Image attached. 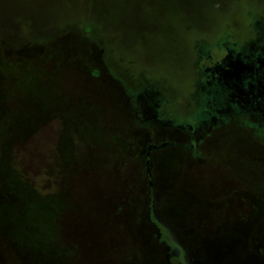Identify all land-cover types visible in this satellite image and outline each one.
I'll use <instances>...</instances> for the list:
<instances>
[{
  "label": "rangeland",
  "instance_id": "rangeland-1",
  "mask_svg": "<svg viewBox=\"0 0 264 264\" xmlns=\"http://www.w3.org/2000/svg\"><path fill=\"white\" fill-rule=\"evenodd\" d=\"M0 264H264V0H0Z\"/></svg>",
  "mask_w": 264,
  "mask_h": 264
},
{
  "label": "flooded vegetation",
  "instance_id": "flooded-vegetation-1",
  "mask_svg": "<svg viewBox=\"0 0 264 264\" xmlns=\"http://www.w3.org/2000/svg\"><path fill=\"white\" fill-rule=\"evenodd\" d=\"M225 56L223 57L222 60L226 61L225 63H223V65H218L217 61H215V63L212 64V66L210 68L206 67L205 71L209 70L210 72V78L213 79L216 75H214L213 73L216 72L217 75H220L221 77H225L228 75V73L231 74H235L236 69L238 68L239 65H237L236 63L234 64L233 61L231 59H229V51L228 49H225ZM228 72V73H227ZM223 77V78H224Z\"/></svg>",
  "mask_w": 264,
  "mask_h": 264
}]
</instances>
